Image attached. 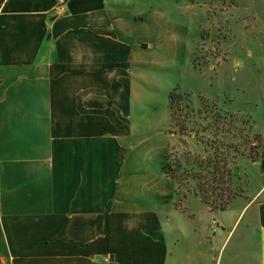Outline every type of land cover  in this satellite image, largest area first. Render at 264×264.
I'll return each instance as SVG.
<instances>
[{
	"label": "crops",
	"instance_id": "obj_1",
	"mask_svg": "<svg viewBox=\"0 0 264 264\" xmlns=\"http://www.w3.org/2000/svg\"><path fill=\"white\" fill-rule=\"evenodd\" d=\"M123 3L0 0V264H225L230 240L227 264H264V144L249 224L217 258L207 212L155 203L165 145H145Z\"/></svg>",
	"mask_w": 264,
	"mask_h": 264
},
{
	"label": "rangeland",
	"instance_id": "obj_2",
	"mask_svg": "<svg viewBox=\"0 0 264 264\" xmlns=\"http://www.w3.org/2000/svg\"><path fill=\"white\" fill-rule=\"evenodd\" d=\"M123 2L127 16L136 18L129 40L138 42V60H130L129 69L141 102L145 145L154 144L158 154L159 131L165 145L160 166L169 184L158 175V164L147 168L157 188L155 203L193 217L207 212L206 244L215 259L234 225L249 224L261 187L264 0ZM176 118H183L185 129ZM147 147L144 158L152 161ZM165 164L182 178L166 173ZM204 190L211 199L228 198L226 207L195 193ZM232 242L222 255L225 264L233 257Z\"/></svg>",
	"mask_w": 264,
	"mask_h": 264
},
{
	"label": "trees",
	"instance_id": "obj_3",
	"mask_svg": "<svg viewBox=\"0 0 264 264\" xmlns=\"http://www.w3.org/2000/svg\"><path fill=\"white\" fill-rule=\"evenodd\" d=\"M171 98H173V94L171 95ZM174 113H175V111H174ZM176 123H178V124H180V127L182 128V129H185V122H184V120H183V118H181V120H179V118H176ZM179 165V164H178ZM177 165V166H178ZM163 168L165 169V172L166 173H169L172 177H174L176 180H180L181 178H182V176H180V174H178L176 171H177V169H175V168H171V165L170 164H165L164 166H163ZM228 170H226V168H225V170L226 171H230L229 170V168H227ZM195 193H197V194H200L201 196H202V200L203 201H205V202H209L210 200H212L214 203H215V205L218 207V208H221V209H224L225 207H226V204H227V202H228V198L227 199H224L223 197H220V198H217V197H219L220 195H218L217 194V196H216V198H213V199H211V196H210V194L207 192V190H204V192H202V193H199V192H195Z\"/></svg>",
	"mask_w": 264,
	"mask_h": 264
},
{
	"label": "built area",
	"instance_id": "obj_4",
	"mask_svg": "<svg viewBox=\"0 0 264 264\" xmlns=\"http://www.w3.org/2000/svg\"><path fill=\"white\" fill-rule=\"evenodd\" d=\"M60 1V3H63L65 0H59Z\"/></svg>",
	"mask_w": 264,
	"mask_h": 264
}]
</instances>
